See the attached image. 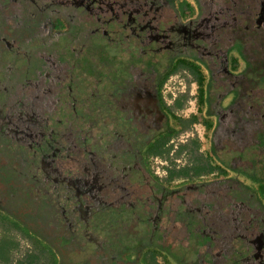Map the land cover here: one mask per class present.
Instances as JSON below:
<instances>
[{
  "label": "flooded vegetation",
  "instance_id": "obj_1",
  "mask_svg": "<svg viewBox=\"0 0 264 264\" xmlns=\"http://www.w3.org/2000/svg\"><path fill=\"white\" fill-rule=\"evenodd\" d=\"M1 27L0 95L15 93L0 104L2 218L47 239L62 264H150L160 250L179 264H264V0H0ZM183 68L219 168L167 185L150 159L165 137L174 152L189 143L176 139L187 128L174 111L185 94L171 104L164 96ZM70 96L77 115L56 136L38 134L48 136L36 148L42 183L30 184L29 165L7 157L11 125L42 131L55 118L48 108L56 114ZM112 214L122 218L118 236L91 244L92 221Z\"/></svg>",
  "mask_w": 264,
  "mask_h": 264
},
{
  "label": "rangeland",
  "instance_id": "obj_2",
  "mask_svg": "<svg viewBox=\"0 0 264 264\" xmlns=\"http://www.w3.org/2000/svg\"><path fill=\"white\" fill-rule=\"evenodd\" d=\"M69 28H70L69 26L63 25L60 27V30L67 31ZM0 32L6 33L3 27L0 28ZM33 38L35 40L36 38H40V36H35ZM37 40L38 39L35 40L36 43L31 44L32 48H37L38 46H41V43L37 42ZM241 65H243V63ZM183 69H185V71L182 70L180 78L174 77L168 81V83L164 87V96L166 102L168 104H171L177 95L179 96L185 94V96L182 99V102L180 103L182 106L175 109L174 111L179 118L185 119L184 123L185 126H187V128L185 127L183 130H181L180 131L181 133L176 139L178 143H180L181 140H186V139L189 140V143H187L186 146H182L180 150L177 152L171 150L166 157H161L162 158L161 160L167 161L170 168H174L175 166L177 168H180V167L195 165L197 162L196 157H203L205 159L204 162H206L207 159L210 158L213 163H217L218 160L216 156H214L211 153L213 152V148H211V138H210L211 130L209 126L204 122L205 120L204 115L207 116L205 106H203V109L198 110L194 74L188 68H183ZM10 87L13 88L12 86ZM10 87L8 86V89ZM8 97L11 98L8 99ZM0 98L2 99L0 101L1 111H4L2 110L3 106L5 104L10 103V101L15 100L14 99L15 93L13 95L10 91H6L4 94L0 95ZM5 110L7 109L5 108ZM202 113H204V115ZM187 132H189V136L186 134ZM152 164L156 165L154 160H150V166H152ZM161 181L163 183L166 182L165 178L162 179ZM172 185L174 184L172 183ZM23 211H24L23 209L22 210L20 209L19 213L22 214ZM2 215L8 216L6 211L0 209V239H2L3 236H8L11 240H15L18 243V246L13 250L12 253H10L8 262L2 261L0 262V264H29V262L32 260H33L32 264H53V263L62 264L63 258L61 253L47 239L43 238L38 234H34L31 231L28 234H25L24 232L21 231V229L19 228L17 229L16 227L5 230L3 226H1L2 225L1 223L3 222ZM30 216H31L30 217L31 220H34V218L32 217L33 215ZM193 221H197V217H195ZM34 223L36 222L31 221L30 225H34ZM181 247L182 246L180 245V248ZM181 249L183 252V248ZM128 255L129 254H123L122 258L126 259ZM170 255L168 254L167 256L165 252H162L160 250L156 254L155 261L150 264H158V258H162L163 260L170 262L171 264H179L177 261L172 259L171 258L172 256ZM187 255L192 258L195 256L193 260L198 259L197 253L195 251H187ZM131 256H134V254H131Z\"/></svg>",
  "mask_w": 264,
  "mask_h": 264
},
{
  "label": "trees",
  "instance_id": "obj_3",
  "mask_svg": "<svg viewBox=\"0 0 264 264\" xmlns=\"http://www.w3.org/2000/svg\"><path fill=\"white\" fill-rule=\"evenodd\" d=\"M76 93V92H75ZM75 93L71 94V95H75ZM71 98L72 96H70V103H65L64 101L60 102V105L58 107V110L61 109L62 111L60 112L61 116H58V110L55 114L54 110H52L51 108L49 109V112L47 114V116L45 117H49L51 118V116L53 117V115H55L54 120H51L52 123L48 124V126L43 129L41 131L40 128H37V124H32L30 121H28L27 123L25 121H22L20 123H16L13 130L10 134V129H8L7 131H9V135L8 138L13 141V146H12V151H9L7 154L8 158H11L12 160H14L16 162V164H18L19 166H23L26 168V164L29 165L30 170L28 172H26V175H29V180L27 181L28 183L32 184L33 182L36 183H42V172L38 171L37 167V160L40 159V152L37 151L36 153V148L38 143H45L47 141H45L48 136L46 134H43L42 136H39L40 133H45L46 131H48V129L51 131L53 130V136H56L54 132H56L55 128L57 126L60 127V130L62 128H64L66 125H71L72 121L70 119V115H77V110L72 106V102H71ZM67 102V101H66ZM67 106H69V108H67ZM182 106L181 104H179V107ZM34 112L36 113L35 117L38 118H42L45 115V112L43 114L42 110L40 108H37L36 106L34 107ZM68 109V113L66 114L65 112H63V109ZM79 115L81 117V115L85 116L86 110H79ZM71 113V114H70ZM34 117V116H32ZM85 124V122L83 123ZM209 128L211 127V125H208ZM39 134V135H38ZM37 139V140H36ZM33 143V145H28V142ZM169 138L165 137L164 139H162L158 146L155 147L152 150V153L155 155H158L160 157H166L170 151L171 148H168L166 146V144L168 143ZM3 147L6 148V146H2L0 149L2 151V149H4ZM39 148V147H38ZM219 159H223L224 158L220 155H218ZM201 157H196V164L192 165V166H185V167H180L177 168L176 166L174 168H169L168 169V175L167 178L165 179V183L167 185H171L172 181L174 178L176 177H180V176H188L190 173H194L196 175H201L202 173H208V172H213L216 170V168H218V166L213 165V163L210 161V159L208 158L206 162H204V159L202 158V160L200 159ZM52 163V161H51ZM60 166V165H59ZM65 168H63V172L61 173L62 177H68L69 175H73L71 172L72 170L70 169V167L67 165L64 166ZM152 176L156 179V180H160L157 176H154V174H152ZM55 179H53V177L48 180V182L43 183L48 185V183H53ZM27 183V184H28ZM262 190L264 191V186L262 187ZM189 191V190H188ZM51 193V192H50ZM52 194V193H51ZM50 197V194L47 192L46 194V199L48 200ZM32 201L35 202L34 197L31 198ZM41 201V199H40ZM39 203V202H37ZM55 203V202H54ZM52 204V202H51ZM37 205V204H36ZM37 207H40L42 209H45V207L41 206V205H37ZM122 218L120 216H115V215H111V217H107L106 218H97L94 221H92V227H93V233L91 234L93 237L92 238V242L91 244H101L103 242H105L106 240H108L110 238V235L113 237L118 236L120 228L122 227ZM3 226V228L5 230L11 229L16 227L17 229L19 228V225L16 222H13L11 220H9L8 218H3V222L1 223ZM123 229V228H122ZM173 233L176 234V230L173 231ZM8 236H3L2 239H0V262H8L10 253L13 252V250L15 248H17L18 243L15 240H11ZM117 240H113L110 244H112L111 249L113 251H119L121 250V248H123L124 245H117ZM97 247V246H95ZM95 247L94 250L96 249ZM94 257L97 256L95 253L93 254ZM35 258V257H34ZM33 261V260H32ZM32 261L29 262V264H32ZM96 263L95 261H90L86 264H93ZM54 264V263H53Z\"/></svg>",
  "mask_w": 264,
  "mask_h": 264
},
{
  "label": "built area",
  "instance_id": "obj_4",
  "mask_svg": "<svg viewBox=\"0 0 264 264\" xmlns=\"http://www.w3.org/2000/svg\"><path fill=\"white\" fill-rule=\"evenodd\" d=\"M160 156L152 157L150 160H154L156 165L151 166V169L155 176H157L160 180L166 179L168 175V169L170 168L167 161H162ZM171 169V168H170ZM216 175V172H208L202 173L201 175H196L194 173H190L188 176H180L173 179L172 183L174 185H178L181 183L194 182L199 180H204L206 178H210ZM158 264H171L163 260L162 258H158Z\"/></svg>",
  "mask_w": 264,
  "mask_h": 264
},
{
  "label": "crops",
  "instance_id": "obj_5",
  "mask_svg": "<svg viewBox=\"0 0 264 264\" xmlns=\"http://www.w3.org/2000/svg\"><path fill=\"white\" fill-rule=\"evenodd\" d=\"M201 158H203V157H201ZM204 159V158H203ZM210 159V158H209ZM205 160V159H204ZM210 161L212 162V160L210 159ZM213 163V162H212ZM213 165H218V163H213ZM219 168V167H218ZM218 168H216V169H218Z\"/></svg>",
  "mask_w": 264,
  "mask_h": 264
}]
</instances>
